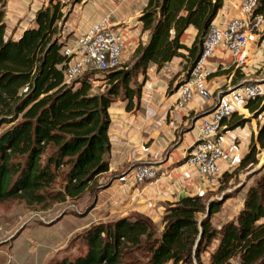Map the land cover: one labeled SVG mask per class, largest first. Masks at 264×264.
<instances>
[{
	"label": "trees",
	"instance_id": "trees-1",
	"mask_svg": "<svg viewBox=\"0 0 264 264\" xmlns=\"http://www.w3.org/2000/svg\"><path fill=\"white\" fill-rule=\"evenodd\" d=\"M85 1L46 0L34 15V25L14 39L6 35L5 1L0 0V202L21 200L43 207L91 190L84 210L88 213L107 184L98 179L109 171V107L120 101L126 102L127 112L139 108L150 65L160 71L180 58L175 75L184 78L223 3L148 0L137 18L147 40L138 43L129 60L66 83L64 71L71 58L63 52L71 33L63 35L62 30L72 7ZM253 13L264 16V0H258ZM190 28L194 38L187 45L182 38ZM255 34L264 41V24ZM95 83L103 86L93 93ZM262 99L243 103L257 119L258 146L251 141L238 165L222 173L215 191L166 204L160 227L137 212L93 223L81 233L84 252L54 264H264V174L255 176L247 189L227 191L240 172L258 164L257 154L264 151V119L258 121ZM248 121L232 112L222 120L221 135ZM238 196L236 215L216 221L223 204Z\"/></svg>",
	"mask_w": 264,
	"mask_h": 264
},
{
	"label": "crops",
	"instance_id": "crops-1",
	"mask_svg": "<svg viewBox=\"0 0 264 264\" xmlns=\"http://www.w3.org/2000/svg\"><path fill=\"white\" fill-rule=\"evenodd\" d=\"M4 1L5 32L14 39L34 25L36 11L46 4V0ZM90 1L97 10L92 24H97L108 17L110 24L123 36L124 50L121 60L122 62L129 60L138 43H145L147 40L148 33L141 30L137 18L148 0H86L75 4L62 30L63 35L71 33L67 43L76 34L78 37L93 26L80 29L82 25L79 20L82 18L83 7ZM241 1L223 0L213 24L222 26L232 18L234 6ZM193 38L194 31L190 28L182 40L189 45ZM255 41L256 44L253 45ZM249 50L248 65L243 70H238L235 68L231 53L224 47L217 49L208 62V69L212 73L207 83L209 97L203 99L195 96L182 110L173 106L177 83L183 78L182 74L175 75L181 66V59L172 60L160 71H157L154 65H150L146 71L139 108L127 112L126 102L117 101L108 109L110 117L108 137L111 145L108 173L115 174V179L108 188L99 193L96 204L85 216L79 218L81 221L78 220V225L69 228L62 237L70 235L68 232L76 226V229H84L93 223L111 221L133 212L149 217L160 227L166 204L174 203L186 196L215 191L220 178L215 181L207 179L184 162V158L195 140L201 120L215 107L216 94L219 91L243 82L264 80V77L258 76L264 74V41L259 42L257 34L250 37ZM241 106V109H244L243 105ZM244 110L242 116L249 118V121L243 127L222 134L225 149V156L219 161L222 172L230 171L238 165L252 140L254 145L258 146L257 121L247 117L246 113L249 112L247 109ZM137 164H150L156 169L157 176L151 184H136L130 178L132 169ZM254 170L256 168L251 171ZM231 199L238 200L239 203L235 204L239 208L240 196ZM225 211L223 209L222 215L217 214L215 220L231 219L236 215L234 210L226 214Z\"/></svg>",
	"mask_w": 264,
	"mask_h": 264
},
{
	"label": "built area",
	"instance_id": "built-area-1",
	"mask_svg": "<svg viewBox=\"0 0 264 264\" xmlns=\"http://www.w3.org/2000/svg\"><path fill=\"white\" fill-rule=\"evenodd\" d=\"M258 0H242L234 6V16L222 26L212 24L203 41L202 50L196 62L189 68L178 85L173 106L184 109L195 96L209 97L207 83L211 76L208 62L213 53L224 47L234 58L235 68L243 70L250 58V37L261 30L264 16L253 13ZM124 50L122 34L104 18L89 31L77 38L74 47H66L64 55L71 59L64 71L66 83H70L87 71H105L116 68L121 62ZM264 97V88L257 82H243L228 86L217 94L215 107L201 120L194 142L185 154V161L211 181L222 176L219 161L225 156L222 120L232 112H239L241 105L252 98ZM157 176L150 164H137L132 169L136 184H151Z\"/></svg>",
	"mask_w": 264,
	"mask_h": 264
},
{
	"label": "rangeland",
	"instance_id": "rangeland-1",
	"mask_svg": "<svg viewBox=\"0 0 264 264\" xmlns=\"http://www.w3.org/2000/svg\"><path fill=\"white\" fill-rule=\"evenodd\" d=\"M96 12L97 10L91 1L86 3L81 13L82 18L79 20L82 25L80 29L93 25ZM89 29L81 33L80 36L85 35ZM77 35L67 43V47L71 48L77 44V38L79 37ZM252 44H256V41ZM258 76L264 77V74ZM257 83L260 85L262 83L263 85L264 80ZM102 86L100 83H95L92 85V92H99ZM262 98L264 101V97ZM237 114L243 115V113ZM246 116L251 117V114L246 113ZM252 119L257 120L255 118ZM263 119L264 111L258 116V121H263ZM258 157L259 162L253 169L257 168L254 170L257 171L261 168V171L257 174L240 172L238 179H235V182H238L234 186L231 184L232 187H229L228 192L240 186H242V189H247L256 182L261 173L264 174V151ZM255 176H258V178L252 182ZM130 178L132 179V176ZM114 179L115 174L110 172L100 176L98 183H107L103 187L104 190L112 184ZM90 191L88 190L81 197L75 199L67 198L65 201L48 203V205L43 207L42 205L37 207L29 206L21 200L0 202V264H54L55 261L62 258L72 259L79 253L84 252L85 248L82 243L81 233L85 228L76 229V226L71 232H68L70 235L62 236L69 228L78 225V222L81 221L79 218L87 214L84 210L91 202L93 196ZM99 193L96 195V201ZM217 198L221 199L220 196H217ZM235 203H239L237 199H228L224 203L226 206L223 204V209L226 210L225 214L226 212L232 213L233 210L235 213L237 212L238 207ZM215 219L217 220V217Z\"/></svg>",
	"mask_w": 264,
	"mask_h": 264
},
{
	"label": "water",
	"instance_id": "water-1",
	"mask_svg": "<svg viewBox=\"0 0 264 264\" xmlns=\"http://www.w3.org/2000/svg\"><path fill=\"white\" fill-rule=\"evenodd\" d=\"M257 169V168H256Z\"/></svg>",
	"mask_w": 264,
	"mask_h": 264
}]
</instances>
